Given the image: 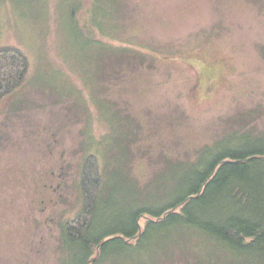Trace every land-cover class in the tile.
Returning a JSON list of instances; mask_svg holds the SVG:
<instances>
[{"label":"rangeland","instance_id":"1","mask_svg":"<svg viewBox=\"0 0 264 264\" xmlns=\"http://www.w3.org/2000/svg\"><path fill=\"white\" fill-rule=\"evenodd\" d=\"M81 1L0 0V47L31 61L0 102V264H58L83 160L101 140L109 160L119 130L139 185L164 155L264 130V0ZM111 47L146 59L117 67Z\"/></svg>","mask_w":264,"mask_h":264},{"label":"trees","instance_id":"2","mask_svg":"<svg viewBox=\"0 0 264 264\" xmlns=\"http://www.w3.org/2000/svg\"><path fill=\"white\" fill-rule=\"evenodd\" d=\"M94 44L107 50L96 37ZM111 49L117 67L146 59ZM30 70L20 47H0V102ZM117 134L109 160L103 140L83 160L81 206L60 224L58 264H264V130L225 132L194 158L164 155L143 185L123 169L130 130Z\"/></svg>","mask_w":264,"mask_h":264}]
</instances>
